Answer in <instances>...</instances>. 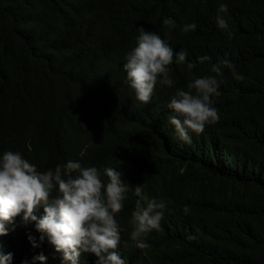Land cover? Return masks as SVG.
Listing matches in <instances>:
<instances>
[{"label":"trees","instance_id":"trees-1","mask_svg":"<svg viewBox=\"0 0 264 264\" xmlns=\"http://www.w3.org/2000/svg\"><path fill=\"white\" fill-rule=\"evenodd\" d=\"M221 3L231 37L216 23ZM190 23L196 29L182 32ZM141 27L188 53L170 65L174 85L158 83L148 104L123 68ZM225 57L235 69L217 76L219 121L182 141L169 123L171 97L194 77L216 76L212 66ZM5 151L41 173L70 160L114 167L129 186L167 201L160 230L139 249L131 239L139 198L127 194L115 217L126 264H264V0H0V158ZM5 227L6 264H40L41 254L44 264H66L22 214L14 231Z\"/></svg>","mask_w":264,"mask_h":264},{"label":"clouds","instance_id":"clouds-1","mask_svg":"<svg viewBox=\"0 0 264 264\" xmlns=\"http://www.w3.org/2000/svg\"><path fill=\"white\" fill-rule=\"evenodd\" d=\"M227 11V4L221 3L216 23L231 37L224 16ZM164 23L175 27L171 19ZM196 27L195 23L185 24L181 31L187 33ZM138 31L136 46L126 54L123 68L136 99L148 104L158 83L170 88L174 85L170 65L174 60L177 64H185L188 53L186 50L174 52L169 42L154 31L147 32L143 27ZM210 60L207 55L198 58L200 63ZM195 66L187 62L189 70ZM225 67L235 69L227 57L222 58L212 66L216 76L194 77L187 84V90L177 89L171 97L169 123L182 141L191 143L190 133L200 134L206 125L219 121L212 98L219 95L221 81L217 76L223 75ZM236 79L242 81L244 77L236 75ZM54 190L58 194L50 201ZM130 191L139 198L132 212L131 239L137 248L145 249L150 246L145 242L146 235L160 230L167 201L149 198L143 193L142 185L129 186L122 179L121 171L114 167L100 170L70 160L54 171L49 169L41 173L21 153L5 151L0 158V235L8 234L6 224L14 231L15 219L22 214L23 224L34 222L36 230L46 234L55 250L62 253L66 264H79L82 253L94 254L97 264H126L117 251L120 226L115 217L123 210ZM40 208H43L42 216L36 214ZM29 240L33 247L37 246L33 237L29 236ZM10 260L11 254L0 260V264ZM34 260L44 264L46 257L41 254Z\"/></svg>","mask_w":264,"mask_h":264}]
</instances>
